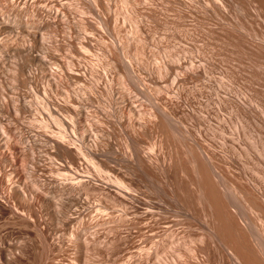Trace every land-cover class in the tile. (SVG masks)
Listing matches in <instances>:
<instances>
[{"label": "bare ground", "instance_id": "1", "mask_svg": "<svg viewBox=\"0 0 264 264\" xmlns=\"http://www.w3.org/2000/svg\"><path fill=\"white\" fill-rule=\"evenodd\" d=\"M82 158L133 216L134 253L168 239L171 264H264V0H0L1 197L70 225Z\"/></svg>", "mask_w": 264, "mask_h": 264}, {"label": "rangeland", "instance_id": "2", "mask_svg": "<svg viewBox=\"0 0 264 264\" xmlns=\"http://www.w3.org/2000/svg\"><path fill=\"white\" fill-rule=\"evenodd\" d=\"M169 16L172 17L173 13L169 12ZM148 30L155 42L165 39L174 42L173 38H165V30L153 23L148 24ZM108 37L112 39V36L108 35ZM149 48L155 49V46L149 44ZM88 54L96 56L95 51L88 52ZM99 70L103 73L106 72L103 67ZM26 90L31 92L32 88L27 87ZM137 96L141 97L139 93ZM102 105V102L97 104L98 107H102ZM61 115L65 121H71L67 114L62 113ZM25 120L28 125L38 127L37 122L29 118ZM72 133L76 136V133ZM110 140L114 144V148L119 147L121 143L119 134L111 136ZM52 158L56 170L52 175L60 181L67 182L71 172L61 169V167L70 166L75 169L76 165L61 155ZM80 163L84 171H80V173L84 175L83 179L86 183V188L83 190V195L87 200L85 208L88 207L70 225L64 224L61 219L56 217L55 220L50 219L51 228H46L41 223L43 218L39 223L14 212L9 202L3 199L0 193V254L5 258V260H0V264H171L170 258L173 249L171 247L173 246L168 239L156 241L153 244L150 258L144 251L133 252L132 246L137 239L133 236L135 232L133 233L130 226L133 216H128V214L126 217H121L115 210H110L111 206L117 202L113 198V191L108 193L99 181L90 178L97 175L102 179L88 160L82 158ZM100 205H106L109 209L102 211L99 209ZM77 209L79 207L73 206L69 213L75 212ZM130 210L128 209L127 212L129 213ZM139 218L142 219V217ZM157 221L160 220L152 218L148 223L153 224L154 227L157 226V230H160L159 225H156ZM110 245L112 247H109Z\"/></svg>", "mask_w": 264, "mask_h": 264}]
</instances>
